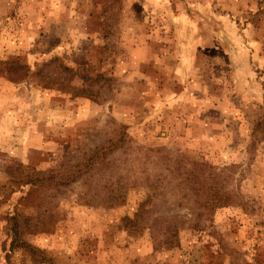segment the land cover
Returning <instances> with one entry per match:
<instances>
[{"label":"rangeland","instance_id":"1","mask_svg":"<svg viewBox=\"0 0 264 264\" xmlns=\"http://www.w3.org/2000/svg\"><path fill=\"white\" fill-rule=\"evenodd\" d=\"M14 61L29 76L0 81V264H264V0H0ZM121 137L70 185L22 183L78 175ZM166 155L223 170L239 200L200 216Z\"/></svg>","mask_w":264,"mask_h":264},{"label":"trees","instance_id":"2","mask_svg":"<svg viewBox=\"0 0 264 264\" xmlns=\"http://www.w3.org/2000/svg\"><path fill=\"white\" fill-rule=\"evenodd\" d=\"M28 76L29 69L17 61L0 64V81L6 79L9 82L17 83ZM124 139L126 138L121 137L117 142L96 149L87 157L85 170L79 171L78 175L67 180H58L50 175H28L22 183L40 187L70 185L82 175L92 172L99 166H109V162H106L107 157L125 145ZM164 160V170L167 172L164 180L171 184L174 183L179 192L181 191L185 197H190L193 207L198 210L200 216H206L208 220H212L218 209L232 206L239 200L235 191L229 189L223 170H219L216 166L207 163L187 162L181 157L172 158L169 155L164 156ZM157 176L156 179L149 176L146 178L147 188L153 194H156L161 182Z\"/></svg>","mask_w":264,"mask_h":264}]
</instances>
